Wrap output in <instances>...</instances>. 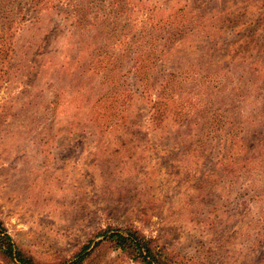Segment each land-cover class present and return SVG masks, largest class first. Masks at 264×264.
<instances>
[{
	"label": "rangeland",
	"instance_id": "1",
	"mask_svg": "<svg viewBox=\"0 0 264 264\" xmlns=\"http://www.w3.org/2000/svg\"><path fill=\"white\" fill-rule=\"evenodd\" d=\"M0 220L41 263L132 227L264 264V0H0Z\"/></svg>",
	"mask_w": 264,
	"mask_h": 264
},
{
	"label": "trees",
	"instance_id": "2",
	"mask_svg": "<svg viewBox=\"0 0 264 264\" xmlns=\"http://www.w3.org/2000/svg\"><path fill=\"white\" fill-rule=\"evenodd\" d=\"M100 235L104 236L103 239L96 242L92 250L89 251L91 245H86L80 252L73 255L74 260L64 258L61 261L41 263L36 262L26 251L15 245L0 220V256L9 264H81L97 246L104 242L120 248L127 256L140 264H187L184 258H175L156 238L147 236L138 229L108 228Z\"/></svg>",
	"mask_w": 264,
	"mask_h": 264
}]
</instances>
